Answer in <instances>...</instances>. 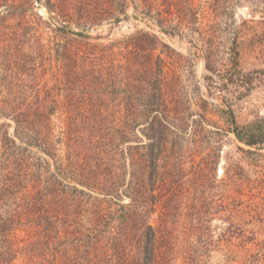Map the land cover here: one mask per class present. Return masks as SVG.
<instances>
[{"label": "rangeland", "instance_id": "rangeland-1", "mask_svg": "<svg viewBox=\"0 0 264 264\" xmlns=\"http://www.w3.org/2000/svg\"><path fill=\"white\" fill-rule=\"evenodd\" d=\"M152 1L139 2L170 10L171 27L134 0H120L119 21L110 0H0V106L27 107L45 139L32 148L39 184L16 207L38 189L40 205L60 208L65 191L87 222L110 197L77 174L128 180L134 151L153 172L156 218L163 205L176 221L172 264H264V0ZM152 118L167 131L151 133ZM126 121L141 123L128 139ZM189 238L207 249L185 250Z\"/></svg>", "mask_w": 264, "mask_h": 264}, {"label": "trees", "instance_id": "trees-1", "mask_svg": "<svg viewBox=\"0 0 264 264\" xmlns=\"http://www.w3.org/2000/svg\"><path fill=\"white\" fill-rule=\"evenodd\" d=\"M139 1L134 0L136 10L155 17L163 30L172 26L170 10L146 8ZM144 1L153 4L152 0ZM110 2L108 19L119 21L120 15L126 13V6L120 0ZM117 3L121 8L114 10ZM31 115L27 107L0 106V118L15 122L14 136L9 130L11 122H0V164L9 166L7 183L3 170L0 175V264H16L15 260L23 250L28 254L27 264H172L173 253L181 243L175 232L176 221L163 205L156 218L159 200L155 194L153 172L142 168V161L134 151L130 150L128 156L136 168L128 180L126 171L120 173L112 169L77 174L79 182L96 187L110 197L107 206L97 210L87 222L80 216L84 208L77 199L66 197L65 191H61L63 205L60 208L49 206V202L47 206L46 203L40 205L36 193L43 194L38 189L36 193L33 191L34 194L32 191L24 194L27 207H16L20 206L15 202L16 192L22 187L28 190L30 181L37 183L33 185L35 190L42 174L40 164L34 162L32 148L44 146L43 124L32 120ZM146 121L151 133L167 131V127L156 118ZM140 124L126 121L121 129L124 139H128ZM246 143L256 144L251 140ZM122 196H128L129 202L124 203ZM207 221L204 219L205 223ZM205 227L202 229L206 230ZM21 230L26 232L24 237L18 233ZM189 240L190 246L185 250L195 254L196 251L204 252L209 243L198 245L197 239L194 242L193 238ZM201 254L198 253L193 260L200 263L202 259L198 256Z\"/></svg>", "mask_w": 264, "mask_h": 264}]
</instances>
